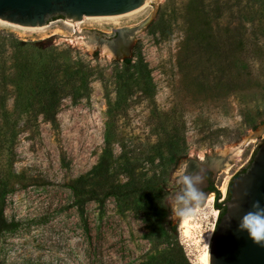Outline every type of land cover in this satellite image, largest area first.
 I'll use <instances>...</instances> for the list:
<instances>
[{
	"label": "rangeland",
	"instance_id": "rangeland-1",
	"mask_svg": "<svg viewBox=\"0 0 264 264\" xmlns=\"http://www.w3.org/2000/svg\"><path fill=\"white\" fill-rule=\"evenodd\" d=\"M224 1L218 0L220 4ZM191 2L146 0L137 12L84 17L74 25L58 18L35 29L0 21V37L11 34L74 65L82 64L88 71L86 93L62 100L56 129L41 117L25 126L16 115L14 125L6 128V138L0 137V205L10 224L0 234V264H156L150 257H157L168 242L156 236L153 220L147 221L143 215L140 193L125 200L107 196L101 203L87 200L75 204L70 185L97 164L109 130L118 166L113 182L126 181L119 174V156L125 154L138 167L134 187L152 188L156 201L168 206L165 228L169 239L177 241L191 264H200L218 210L216 194L213 208L210 194L189 216L176 215L173 209L183 189L176 179L177 169L182 161L197 155H229L231 162L214 171L216 188L226 193L232 178L247 167L264 140V96L253 91L203 98L197 92L200 89L189 88L186 79L192 80L194 74L185 77V69H181L186 26L180 20L173 24L170 17ZM200 3L205 11L213 9V0ZM259 10L264 17V8ZM237 17L232 6L212 27L217 31L215 54L225 63L226 76ZM119 32L129 39L125 57L113 56L106 49ZM126 60L134 66L127 73ZM139 61L148 70L145 81L137 77ZM248 67L251 76H258L259 60L249 58ZM7 93L10 110L13 95ZM167 140L186 156L175 167L167 166L159 177L158 160L152 164L147 160L155 145ZM156 173L152 183L146 184ZM108 190L103 188L100 197ZM183 220L190 226L187 248L180 242ZM184 227L187 230V225Z\"/></svg>",
	"mask_w": 264,
	"mask_h": 264
},
{
	"label": "trees",
	"instance_id": "trees-1",
	"mask_svg": "<svg viewBox=\"0 0 264 264\" xmlns=\"http://www.w3.org/2000/svg\"><path fill=\"white\" fill-rule=\"evenodd\" d=\"M200 2L201 0H193V3H189L186 9L174 10L170 17L173 24L180 20L182 25L186 26L185 37L181 43V69H185V72L183 71L185 77L186 75L188 77L191 72L194 74L192 80L185 78L189 88L200 89L201 91L197 92L203 98L221 95L223 92L245 94L253 91L264 96V17L259 14V9L264 8V0H225L221 4L218 0H213V9L209 12L203 10L204 4ZM232 6L236 8L238 17L233 30L234 52L230 55L231 59L227 64L230 72L226 76L224 74L226 65L221 63L215 54L217 31L212 27L218 19L223 17L224 11ZM249 58L259 60L258 76L250 75ZM124 63L127 65L124 68L125 73L130 68H134V66H129V60ZM137 64V77L145 81L148 78L147 67L141 61ZM207 67L212 70L206 71ZM125 80L128 81V78ZM87 86L88 71L82 64L74 65L66 58L61 59L59 54L46 53L11 34L0 37L1 139L6 138V128L13 126L17 121L13 119L16 115L25 126L32 125L38 117H41L53 129H56V117L62 100L67 97L71 99L81 97L86 93ZM7 91H12L13 95L10 110L7 106ZM111 133L110 130L105 133L104 147L93 169L71 183L70 188L76 198L75 204L80 205L87 200L101 203L107 196L125 200L140 193L142 198L140 209L143 210V215L147 221L153 220L152 229L156 236L168 242L167 246L157 253V257L151 256L150 259L156 264H191L177 241L169 239L170 235L165 228V217L169 213L168 206L156 201L157 197L152 195L154 193L152 188L136 189L134 187L138 167L132 164L125 154L119 156L122 158L119 174H123L126 181L120 184L111 179L117 175L113 172L115 166L118 168L113 159L111 141L113 135ZM123 148L121 147V150ZM184 156L186 154L181 152L174 142L167 140L163 144L155 145L153 156L147 161L152 164L158 160L157 167L160 171L159 177H161L167 166L175 167ZM156 176L157 173L151 176L146 184L152 183ZM105 187L109 190L100 197L99 192ZM212 191L215 189L211 188L209 192ZM216 195H218L217 192ZM84 196L87 197L83 199ZM215 207L220 210L219 219L223 208L217 202H215ZM9 227L10 224L4 218L0 205V234Z\"/></svg>",
	"mask_w": 264,
	"mask_h": 264
},
{
	"label": "water",
	"instance_id": "water-1",
	"mask_svg": "<svg viewBox=\"0 0 264 264\" xmlns=\"http://www.w3.org/2000/svg\"><path fill=\"white\" fill-rule=\"evenodd\" d=\"M146 0H0V21L21 28L45 27L53 19L76 24L84 17H114L140 9ZM110 48H123L116 57L129 55L127 34L119 32ZM216 164L231 162L229 155H210ZM187 174L203 172L206 162L189 165ZM182 192V191H181ZM180 192V193H181ZM179 193V194H180ZM177 200V199H176ZM264 205V140L258 145L247 167L234 176L229 185V196L220 204L223 213L217 218L208 246V264H264V247L253 244L246 233L237 227L239 216L248 211L253 202ZM233 204L238 210H229ZM230 218V219H229Z\"/></svg>",
	"mask_w": 264,
	"mask_h": 264
},
{
	"label": "clouds",
	"instance_id": "clouds-1",
	"mask_svg": "<svg viewBox=\"0 0 264 264\" xmlns=\"http://www.w3.org/2000/svg\"><path fill=\"white\" fill-rule=\"evenodd\" d=\"M188 164L182 161L176 172V179L183 185L173 209L176 215L187 217L193 208L207 199L196 179L187 174ZM240 205L233 204L229 210H238ZM230 219V218H229ZM238 230L247 234L253 244L264 247V205L260 201L253 202L251 208L239 216Z\"/></svg>",
	"mask_w": 264,
	"mask_h": 264
},
{
	"label": "flooded vegetation",
	"instance_id": "flooded-vegetation-1",
	"mask_svg": "<svg viewBox=\"0 0 264 264\" xmlns=\"http://www.w3.org/2000/svg\"><path fill=\"white\" fill-rule=\"evenodd\" d=\"M206 162V169L203 172H192L190 175L196 179L199 183V187L200 189L207 194V198H209L210 194L213 192H209L211 188H214L215 191L217 192L218 195H215V200H219V191L221 188H216V180H217V176L214 175V171L217 170V168H219V166L221 167V164H216V162H210V155L209 154H205L203 156V158H200L198 155L194 156L193 159H190V167L191 165H195L198 162ZM228 194V189L226 191V196ZM211 199V198H210ZM209 199V201H210ZM226 199V197H225ZM225 201V200H224ZM223 201V202H224Z\"/></svg>",
	"mask_w": 264,
	"mask_h": 264
},
{
	"label": "bare ground",
	"instance_id": "bare-ground-1",
	"mask_svg": "<svg viewBox=\"0 0 264 264\" xmlns=\"http://www.w3.org/2000/svg\"><path fill=\"white\" fill-rule=\"evenodd\" d=\"M137 12V11H136ZM117 18V17H116ZM94 19H97V18H94ZM103 19V18H102ZM102 19H99V20H102ZM89 20V19H88ZM93 20V19H92ZM128 39V38H127ZM129 40V39H128ZM107 48L106 49H108V51L113 55V56H115V55H117V54H120V53H122V52H124L123 51V48L124 47H120V46H118L117 48H116V50L114 51V50H112L111 48H110V44L108 43L107 44V46H106ZM124 49H126V47L124 48ZM210 162H213V161H210ZM212 201V196H211V199H210V201L209 202H211ZM209 206V205H208ZM185 223H184V220L181 222V228L182 229H184V231H183V233L186 235V236H188V235H190V231H189V228H190V226H189V223L187 222V230H188V232H187V230H186V228L184 227V226H186V225H184ZM211 234L209 235V237H208V240L207 241H209L210 242V238H211ZM199 263L200 264H208V247L201 253V255H200V257H199Z\"/></svg>",
	"mask_w": 264,
	"mask_h": 264
},
{
	"label": "built area",
	"instance_id": "built-area-1",
	"mask_svg": "<svg viewBox=\"0 0 264 264\" xmlns=\"http://www.w3.org/2000/svg\"><path fill=\"white\" fill-rule=\"evenodd\" d=\"M214 193L216 194V191H213V192L211 193V196H212V201H211V203H210L211 208H213V206H214V200H213ZM225 195H226L225 192H221V191H220V193H219V197H220V199L217 200V203H218V204L223 203V201L225 200ZM218 212H219V211L216 210L215 215H213L214 217H213V225H212V229H211V233H210L211 235H212L213 230H214V227H215V223H216V220H217ZM183 231H184V229H182L180 242H181V245H182L184 248H187V247L190 246V243H191L190 235L186 236V235L183 233ZM189 231H190V230H189ZM208 243H209V241L207 242L206 247H208Z\"/></svg>",
	"mask_w": 264,
	"mask_h": 264
}]
</instances>
